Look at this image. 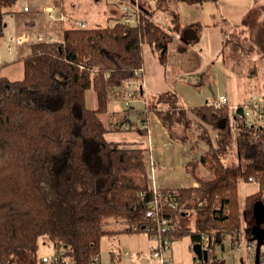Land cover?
Listing matches in <instances>:
<instances>
[{
  "label": "trees",
  "instance_id": "16d2710c",
  "mask_svg": "<svg viewBox=\"0 0 264 264\" xmlns=\"http://www.w3.org/2000/svg\"><path fill=\"white\" fill-rule=\"evenodd\" d=\"M18 1L0 0L3 14H10ZM171 1L197 5L217 0H157L153 10L139 6L138 14L136 6L131 13L121 8L119 15L110 17L116 19L113 25L86 22L83 27L75 21L63 25L52 40L29 44V52L20 59L22 77L2 75L0 65V264H47L38 256L42 237L63 252L61 264H97L104 236L154 232L156 221L147 210L159 193L168 195L161 197L160 216L169 220L170 240L190 234L193 244L206 242L208 260L196 264H217L209 256L214 236L217 231L230 232L237 242L242 219L249 244L260 252L256 264H264V233L259 238L254 231L258 226L264 232V221L259 223L254 214L255 203L264 204L263 124L236 131L228 105L207 102L183 108L177 92L158 93L147 112L158 113L174 140L186 143L192 123L203 126L207 137L211 130L216 132V142L207 139L211 148L187 163L199 185L178 189L151 188L146 148L107 138L111 131L148 133L147 116L133 119L132 105L116 111L113 119L103 117L115 95L120 101L126 98L125 80L140 81L134 95L143 92L145 46L157 50L166 66L174 32L183 46L199 39V24H182L180 13L167 6ZM58 2L65 12V0ZM160 8L171 12L173 33L155 20ZM125 17L131 21L126 23ZM90 87L96 92L97 108L86 104ZM234 142L239 169L223 161ZM200 163L211 172L209 178L199 175ZM241 181L259 184L256 192L246 195L243 206ZM190 214L195 215V229L187 226ZM118 257L111 252L112 264H119Z\"/></svg>",
  "mask_w": 264,
  "mask_h": 264
},
{
  "label": "rangeland",
  "instance_id": "374dc122",
  "mask_svg": "<svg viewBox=\"0 0 264 264\" xmlns=\"http://www.w3.org/2000/svg\"><path fill=\"white\" fill-rule=\"evenodd\" d=\"M128 1L130 3L125 4L124 9L128 6L133 9L138 5L140 6V9L142 6H149L150 9L153 10V7H156L157 5V0ZM122 2L124 1L65 0L64 7L66 8V16L60 9V3L58 2L56 4V0H53V3H51L52 5L47 9H43V12L41 13L42 19L46 20L45 24L47 25L48 29H46V27L42 28L47 31L51 30L55 33L58 30L60 31L63 29V20H67L65 23L66 27L70 26L71 23H74L75 21L78 22L80 20H87L88 25L90 26H95L96 24H102L104 26L108 24H114L116 19H110L109 14L113 13L119 15L123 6L120 5ZM253 2L254 0H217L207 1L202 5H191L181 1H171L170 4H167L168 7L180 13L182 24H191V22L195 23V20L201 21V23H198L199 27L197 28L199 39L197 41L189 42L185 51L180 52L177 50L176 53L173 54V65L171 68H169V70H172L169 71V74L165 75L167 77L166 79L165 77L160 78L161 76H158V74H160V70L163 68V65L158 59L157 50L153 49L150 45L145 46L144 55L148 64H150V68L154 75H152L151 80L148 81L149 89L146 91V93L142 95L140 91H137L135 96L132 98L131 105L134 107L132 112L135 113V115L132 114V118L137 121L139 117L140 119L146 117L148 113L147 105H151L157 101V94H155L153 91L156 87L158 88L161 85L169 86L168 88L170 90L177 92L180 99L179 107L183 108L203 105L210 99L214 97L217 98L220 94H227L230 103H237L239 100L247 96L250 98L256 94L259 95V93H257V89L259 86H263L262 82L264 80V0H258L256 7L250 13V15L248 14V16L244 17L243 14L249 10V7L253 4ZM25 3L26 4L23 8L25 9V6H27L29 8L28 11L21 12L18 15L22 16L24 19H27L30 17L31 13L35 11V6L41 3V0H28V2ZM163 5L166 6V3ZM16 6H21V0L17 2ZM49 8H53L54 10V16L52 17L49 15ZM134 13L136 14L135 10ZM62 16L63 18H61ZM131 17L133 18L131 23H135V15L131 14ZM171 17L172 14L170 11H168V9L160 8L159 11L156 12V16L154 18L158 23L163 25V27L168 32L173 33ZM221 18L225 20H219ZM215 22H220L219 24L222 25L223 30H227L226 36L224 35L226 42L223 48L225 51L223 48L217 49L218 41L215 39V34L212 33L213 30L210 28L206 29L207 24L214 25ZM203 24L206 25L204 31V28L202 29ZM218 27L219 26H217V28ZM207 30L209 31L207 32ZM36 31L41 33L43 32L42 34L47 33L46 31L44 32L36 29H27L11 33L10 35L21 34L23 32L35 33ZM202 32L203 38L200 39ZM173 34L175 40H177L176 36L178 34L175 32ZM10 35H8V37L4 40L2 46L0 45L1 53H4L7 45L9 49V45L13 44V42L10 40ZM44 35L50 36V34ZM30 43L31 42L25 44L29 45ZM175 44L178 45L177 42ZM215 49H217V51ZM19 67V69H22V66ZM170 73L173 75L172 77L170 76ZM136 81L137 82L133 83L131 87L133 90H135L138 83H140V81ZM143 82L144 79L142 80V83ZM239 93L241 96H243L242 98L239 96ZM125 100L126 98L122 99V101H119L120 103L118 104L116 102L114 103L113 101L110 110L114 109V105L119 107L120 110L125 109ZM86 104L89 108L98 107L97 95L93 87H90L86 90ZM127 107L128 106H126V108ZM161 107L163 109H167L168 106L166 104H162ZM189 114L192 115L191 112H189ZM106 115H103V117H106ZM156 117L159 119L158 113L155 110H150V130L154 129L155 127ZM262 124L264 125V123ZM187 131L190 133L192 132L191 134H194V136H198L196 143H203L198 148V152L199 150L206 151L211 148V143H209L207 139L210 138L213 142L216 140V132H214V130H211V135L209 133L208 138L206 134H204V127L197 126V123H192ZM131 144L141 146V141ZM165 147L167 148V151L169 150L168 154H170V152L175 149H179L180 152L182 151L181 147L177 148L178 146H171L170 143H167ZM223 161L227 165L235 166L238 169L241 168V160L235 142L233 145H231L227 153L223 155ZM149 165L150 169L148 175L152 176L153 165L151 163ZM165 167L164 173L166 174L167 181L170 179L172 180V176H167L168 172H179V169H175L171 162H169ZM185 173L192 175V177L197 180L190 171H185ZM239 197L240 203L243 206L246 197L243 181H241L239 184ZM242 216L244 218L243 210ZM194 222L195 215L190 214L187 218V226L195 229ZM219 233L222 234L219 236ZM216 234L217 235L213 238V246L209 253L210 260L212 262L217 264L255 263L256 250L255 248L250 247L251 245L249 246L247 237V223L245 219H242L241 231L238 235L237 242L233 241L235 238V234L233 233L217 231ZM156 245L157 242L152 239V249ZM193 246L194 244L190 234H186L181 237H175L173 240H171L170 248L163 251V254L168 255L174 264H196L200 261V258H198L196 255ZM202 246L204 249H206V242H203ZM262 248L264 249V246ZM150 251L147 252L146 255L152 259H155L158 264L160 260L153 258ZM55 252L56 248L54 244L51 243L47 238L42 237L40 239L38 256L42 258L43 256L53 255ZM101 256L103 262H109V256L107 253L103 252ZM69 263L70 262H67L65 264ZM47 264L57 263L49 262Z\"/></svg>",
  "mask_w": 264,
  "mask_h": 264
},
{
  "label": "crops",
  "instance_id": "0c3cea01",
  "mask_svg": "<svg viewBox=\"0 0 264 264\" xmlns=\"http://www.w3.org/2000/svg\"><path fill=\"white\" fill-rule=\"evenodd\" d=\"M123 1L124 2L120 4V5H123L122 9L124 8L125 4L130 3L128 0H123ZM25 2H28V0H21V6H15L12 9L13 11L10 14H6V15L3 14L4 11L0 7V30H3V34L0 35V45L1 46L4 43V40L11 33H15V32L22 31V30H27V29H36V30L44 31V32L46 31L47 33H44V34H50V36L52 37L54 36L56 37V35L57 36L59 35V30L54 33L51 30L47 31L42 28V27H46V29H48L47 25L45 24L46 20L42 19L41 13L43 12V9H47L49 6L52 5L51 3H53V0H41V3L35 6L36 7L35 11L32 12L30 17H28L27 19H24L22 18V16L18 15L21 12L28 11V10L24 11V8H23L24 5L26 4ZM257 3H258V0H254L253 4L249 7V10L246 11L245 12L246 14L244 13L243 16L245 17V16H248V14L250 15V13L256 7ZM202 4H197V5H202ZM63 6H65V3L63 4ZM62 13L67 16V14L64 11ZM113 15H116V14L110 13L109 17L111 16L113 17ZM219 20H225V19L221 18ZM84 21L87 22V20H84ZM63 22H64L63 25H65L67 20H64ZM192 23L193 22H191V24ZM195 23H201V21L195 20ZM219 23L220 22H215L214 25L207 24V27L205 24H203L202 26V29L204 28L203 31L205 30V27L206 29L210 28L211 30H213L212 33L215 34V39L216 41H218L217 49L223 48L226 42L224 35L226 36V31H227V30L226 31L223 30L222 25H220ZM217 26H219L218 27L219 29L217 28ZM208 31L209 30H207V32ZM202 38H203V32L201 33L200 39ZM176 39L177 40H175L174 38L173 43H171L169 47V61L165 67L163 66L164 72L162 68V70H160V74L157 73L158 76H161L160 78L165 77L166 79L167 77L165 75L169 74V71L172 70V69L169 70V68H171L173 65L172 63L173 62L172 58L174 56L173 54L176 53L177 50H179L180 52L185 51L188 46V44L187 46L182 45L179 35L176 36ZM176 42L178 43V45L175 44ZM217 49L215 50L217 51ZM29 50H30V47L27 44L13 46L11 49L10 48L8 49V45H7V48L4 51V53L2 52L3 60L0 62V65H4V66L2 68L1 74L11 79H17V78L22 77L23 63L20 59L23 56H25L29 52ZM145 61L146 63H145L144 74H143L144 82L142 84L143 92L140 90L142 95L145 94L146 91L149 89L148 81H150L152 75H154V73L152 72L150 68V64H148L146 58H145ZM19 66H22V69H19L20 68ZM170 76L172 77L173 75H171L170 73ZM262 83H263V86L262 87L259 86L257 89V93H259V95L256 94L254 96H251L250 98L249 96L242 98L243 96H241L239 93V96L242 99L239 100L237 103H230V104L238 105V104H242L244 102L251 101V100H264V80ZM168 87L169 86L161 85L158 88L156 87L154 91L153 90L151 91H153L155 94H158L163 91L170 90ZM113 101L114 103L116 102L117 104L120 103L119 102L120 97L115 95L114 99L112 100V103ZM116 111H119V107L114 105V109L110 110L109 113L106 115L107 120L109 118L113 119L114 115L117 114ZM146 116L148 118V125H149V112L147 113ZM188 133H189V140L186 143L174 140L170 136L164 124L162 123L160 117L159 119L156 117V124H155L154 129L150 130V128L148 127V133L146 135H141L136 130H129V131L123 130V131L108 132L107 138L112 141L127 142V143H135V142L141 141V146L146 148L144 155H145V161H146L148 172L150 169L149 164L151 163L153 165V175L149 176V179H148L149 186L154 189H167V188L178 189V188H184V187H196L199 185V181L195 180L192 177V175L185 173V171H188L187 163L189 161L195 158L199 159L205 152V150L203 151L199 150L198 152V148L203 144V143H200V144L196 143V141L198 140V136H194V134H191L192 132L191 133L188 132ZM167 143H170L171 146H178L177 148L181 147L182 151L180 152L179 149H175V150H172L170 154H168L169 150L167 151V148L165 147ZM169 162H171V164L173 165L175 169H179V172L178 173H175V172L172 173V171L168 172L167 176L168 177L172 176V180L170 179L169 181H167V177L164 172L166 168L165 166ZM198 173L203 178H209L211 176V172L208 170V168L203 163H200ZM258 187H259V184L257 182H254V181L244 182V188L246 191V195L256 192L259 189ZM250 247H253V246H250ZM151 249H152V237L148 232H130V233H120L114 236H104L101 241V254H103V252L107 253L109 256L108 257L109 262H103L102 256L100 255L99 261L97 262V264H112L111 252H114V251L116 252L117 255H119L118 257L119 264H157V261L155 259H152L146 255V253L149 252ZM254 264H256V251H255V263Z\"/></svg>",
  "mask_w": 264,
  "mask_h": 264
},
{
  "label": "built area",
  "instance_id": "2783aa9c",
  "mask_svg": "<svg viewBox=\"0 0 264 264\" xmlns=\"http://www.w3.org/2000/svg\"><path fill=\"white\" fill-rule=\"evenodd\" d=\"M25 9L28 10L29 8L25 6ZM128 12H132V8L129 6L125 8ZM139 6H136V14H138ZM50 17L54 16V10L53 8L48 9ZM63 18V16L61 17ZM131 19L129 17H125V22H129ZM80 26H87L86 21H78L77 22ZM10 40L13 42L12 45H9V48L11 49L14 45H22L28 42H32L33 40H47L51 39L52 36L46 37L42 35L40 32H23L21 34H13L10 35ZM3 60V55L0 52V62ZM140 73V72H136ZM137 82L136 79L130 78L125 80L124 86L126 87L127 94H126V100L125 105L131 107V100L135 96L134 90L131 88L133 83ZM209 104L220 107L223 105H229L231 110L234 113V128L236 131L240 129L241 126H254V124H262L264 123V100H251L246 103L233 105L229 104V98L225 94H220L218 97H214L208 101ZM125 106V107H126ZM239 107H241L239 109ZM165 196L167 198L168 195H163L162 193H159L157 198L152 199L149 201V209L147 210V216L151 217L152 219H155L156 221V229L154 232H152L151 237L153 240L157 242V245L151 249V256L153 258L159 259L160 261L158 264H174L171 260V258L168 257V255L163 254V251L168 250L170 248V238L167 236V233L171 230V227L169 225V220L166 217L160 216L161 211V197ZM149 231H152L149 228ZM63 252L59 249H56V252L53 255L50 256H43L42 260L46 263L49 262H56L57 264H61L63 261L62 258ZM96 263L99 261V257H95Z\"/></svg>",
  "mask_w": 264,
  "mask_h": 264
},
{
  "label": "water",
  "instance_id": "95a60500",
  "mask_svg": "<svg viewBox=\"0 0 264 264\" xmlns=\"http://www.w3.org/2000/svg\"><path fill=\"white\" fill-rule=\"evenodd\" d=\"M254 214L259 221V223L264 221V204L262 201H257L254 205ZM255 233L258 235L259 238L262 237V234L264 233L263 231L260 230L258 226L254 227ZM194 251L198 258L204 259L205 261L208 260V251L207 249H204L201 243H195L194 246ZM259 249H256V262L259 260Z\"/></svg>",
  "mask_w": 264,
  "mask_h": 264
},
{
  "label": "bare ground",
  "instance_id": "6f19581e",
  "mask_svg": "<svg viewBox=\"0 0 264 264\" xmlns=\"http://www.w3.org/2000/svg\"><path fill=\"white\" fill-rule=\"evenodd\" d=\"M263 99V98H262Z\"/></svg>",
  "mask_w": 264,
  "mask_h": 264
}]
</instances>
